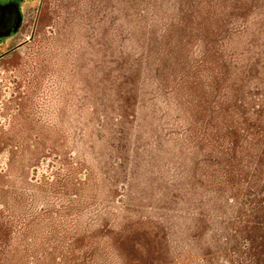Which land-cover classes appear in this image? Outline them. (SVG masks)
I'll use <instances>...</instances> for the list:
<instances>
[{"label": "rangeland", "instance_id": "rangeland-1", "mask_svg": "<svg viewBox=\"0 0 264 264\" xmlns=\"http://www.w3.org/2000/svg\"><path fill=\"white\" fill-rule=\"evenodd\" d=\"M0 264H264V0H0Z\"/></svg>", "mask_w": 264, "mask_h": 264}]
</instances>
